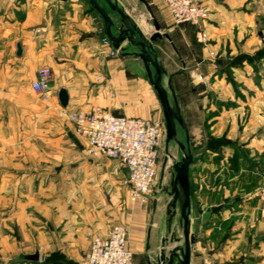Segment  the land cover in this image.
<instances>
[{
	"label": "crops",
	"instance_id": "1",
	"mask_svg": "<svg viewBox=\"0 0 264 264\" xmlns=\"http://www.w3.org/2000/svg\"><path fill=\"white\" fill-rule=\"evenodd\" d=\"M110 1L146 39L156 33L153 20L167 35L151 45L181 119L174 154L179 161L182 145L194 159L189 264H264V0H201L206 44L197 41V27L173 24L163 0ZM97 2L117 34L118 15ZM104 38L88 0H0V264H78L91 240L114 225L127 231L133 264H154L183 247L172 202L163 225L151 222L149 205L128 202L125 169L88 156L73 125L58 118L98 107L164 124L146 70L131 56L135 49L123 42L126 52L111 55ZM42 66L52 72L48 100L31 89ZM167 194L173 196L171 183ZM34 254L36 261L26 259Z\"/></svg>",
	"mask_w": 264,
	"mask_h": 264
},
{
	"label": "built area",
	"instance_id": "2",
	"mask_svg": "<svg viewBox=\"0 0 264 264\" xmlns=\"http://www.w3.org/2000/svg\"><path fill=\"white\" fill-rule=\"evenodd\" d=\"M174 25L197 27V41L205 44L206 33L201 29L208 11L201 0H163ZM103 44L109 46L107 38ZM118 50L111 51L113 55ZM51 69L40 67L31 89L41 99L51 97ZM72 123L74 132L90 157H104L119 163L126 172L123 185L131 203H143L151 194L158 175L161 153L166 146L163 123L135 116H117L98 107L62 111ZM264 207V179L258 191ZM79 264H133V254L127 248V232L114 225L106 237H94L88 252ZM200 264H215L204 259Z\"/></svg>",
	"mask_w": 264,
	"mask_h": 264
},
{
	"label": "water",
	"instance_id": "3",
	"mask_svg": "<svg viewBox=\"0 0 264 264\" xmlns=\"http://www.w3.org/2000/svg\"><path fill=\"white\" fill-rule=\"evenodd\" d=\"M107 7L114 11L119 17V27L117 28V34L112 32L114 23L110 19L109 15L105 11L97 0H88L90 6L98 13L104 24L105 34L113 47L118 51H123V48H119L120 44L126 42L129 46L133 47L136 51L131 54L140 59L147 74L148 82L154 89L158 102L161 106L164 128H165V142L166 145L170 141H176V124H181L180 116L177 110H173L169 104L166 90L161 85L162 75L165 73L162 66L158 63L155 55L152 52V42L156 39H160L162 36L167 38V35H160L158 33V26L153 20V25L156 33L146 39L143 37L141 30L135 26L129 16L115 3L110 0H103ZM151 68L153 72L151 71ZM57 100L62 108L67 106L68 96L64 89H60L57 93ZM183 155L181 159L175 162L172 166L173 178L171 181V193L173 194V201L171 207H175L178 203L179 214L182 221V235H183V247H175L167 256L161 253L154 264H189L190 248L193 243V237L189 234V222H188V206H189V181L188 170L189 166L194 162L193 156L185 152L183 146L180 145ZM165 164V163H164ZM163 177V171L160 174L159 185H161V179ZM170 212V210H168ZM28 261H36L38 256L36 254L27 256Z\"/></svg>",
	"mask_w": 264,
	"mask_h": 264
},
{
	"label": "rangeland",
	"instance_id": "4",
	"mask_svg": "<svg viewBox=\"0 0 264 264\" xmlns=\"http://www.w3.org/2000/svg\"><path fill=\"white\" fill-rule=\"evenodd\" d=\"M201 29L203 30V24H202ZM196 36H197V34H196ZM196 39H197V37H196ZM206 43H207V41H206ZM126 49L127 48L123 49L122 53H125L126 52ZM134 51H136V50H134ZM131 56H133V55L131 54ZM151 71L153 72V70H151ZM58 116H59L58 118L60 120L64 121V123L72 124L65 117V115L61 111L58 114ZM156 122L161 123V121H159V120L156 121ZM73 130H74V128H73ZM73 136L83 146V150L86 153L85 146H84V142L79 137L76 136L75 132H74V135ZM172 142L173 141H170L169 144L166 145L168 147L167 148L168 149V153L170 152V154H169V157H167V160H165L164 166L162 165L163 164V159H164L163 152L161 153V156L159 158V164H158L157 181H156V184H155V186H154V188H153L150 196L143 203H140L142 205H147V206L149 205L148 206L149 207V210H148V213H149L148 218L150 220H153L151 222L160 221V224L161 225H163V222H164V220L166 218V216L164 214V209H165V207L168 204H170L172 202V199H173V196L172 195H168L167 194V191H169V189H170V183H171L172 178H173V169H172V166H173L174 162H177L178 161L177 157L174 154V145H173ZM171 151H173V152H171ZM161 170L163 171V178L161 179L162 180V184H161V187H158L159 186V179H160ZM178 208H179L178 203H176L175 204V208H174L175 209V213H176L175 214V217H174L175 218L174 220L177 221V233L175 235H180L179 232L182 229V221H181V218H180V215H179ZM84 255H83V257H84ZM81 259H80V261H81ZM79 262H78V264H79Z\"/></svg>",
	"mask_w": 264,
	"mask_h": 264
},
{
	"label": "trees",
	"instance_id": "5",
	"mask_svg": "<svg viewBox=\"0 0 264 264\" xmlns=\"http://www.w3.org/2000/svg\"><path fill=\"white\" fill-rule=\"evenodd\" d=\"M92 8V7H91ZM93 9V8H92ZM94 10V9H93Z\"/></svg>",
	"mask_w": 264,
	"mask_h": 264
}]
</instances>
